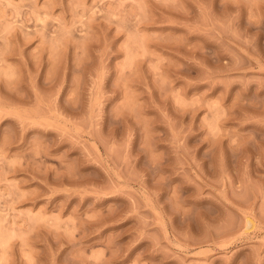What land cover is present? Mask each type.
Masks as SVG:
<instances>
[{
	"label": "rangeland",
	"instance_id": "rangeland-1",
	"mask_svg": "<svg viewBox=\"0 0 264 264\" xmlns=\"http://www.w3.org/2000/svg\"><path fill=\"white\" fill-rule=\"evenodd\" d=\"M0 264H264V0H0Z\"/></svg>",
	"mask_w": 264,
	"mask_h": 264
}]
</instances>
